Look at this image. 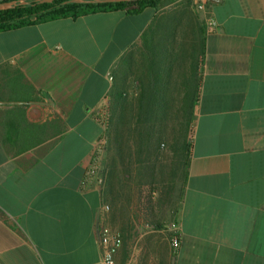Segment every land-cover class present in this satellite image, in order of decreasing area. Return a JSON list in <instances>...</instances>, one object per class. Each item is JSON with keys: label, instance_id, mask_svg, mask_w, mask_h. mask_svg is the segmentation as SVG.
I'll return each instance as SVG.
<instances>
[{"label": "crops", "instance_id": "crops-1", "mask_svg": "<svg viewBox=\"0 0 264 264\" xmlns=\"http://www.w3.org/2000/svg\"><path fill=\"white\" fill-rule=\"evenodd\" d=\"M176 1L0 31V264H102L109 195L85 179L116 80L197 100L173 221L141 231L125 193L115 264H264V0Z\"/></svg>", "mask_w": 264, "mask_h": 264}, {"label": "trees", "instance_id": "trees-1", "mask_svg": "<svg viewBox=\"0 0 264 264\" xmlns=\"http://www.w3.org/2000/svg\"><path fill=\"white\" fill-rule=\"evenodd\" d=\"M162 1L164 0H132L99 4L64 3V0H55L34 6H18L13 9L0 10V31L36 25L60 17L77 18L102 11L120 10L128 15H137L146 7H157ZM204 38L205 29L203 27V52ZM117 74L118 70H115V75ZM162 100L163 98L159 97L144 98L137 106L136 98L130 99L117 80L109 98V144L113 155L110 163L106 164L102 161V186L105 194L113 196L115 211L122 192L128 191L130 202L135 189L138 190L141 204L138 209H135L136 211H133L132 218L135 220L140 219V212L146 217L153 215L155 218L157 211L152 205L155 192L162 189L161 191L172 195L176 186L180 184L179 200L171 212L173 219L188 178L192 129L195 120L194 106L197 98L194 92H191V95L182 99L181 107L177 110L181 114L178 121L179 129L176 130L169 145L171 163L167 167L161 164L158 168L155 161H158L161 155L160 145L164 129L167 128L168 115L166 100L164 99L165 102ZM107 199L108 196L104 203ZM116 217L114 213L113 220H116ZM152 223L157 228H167L166 224L159 220L153 219ZM128 228H135V222H130ZM125 229L127 227L123 230Z\"/></svg>", "mask_w": 264, "mask_h": 264}, {"label": "rangeland", "instance_id": "rangeland-1", "mask_svg": "<svg viewBox=\"0 0 264 264\" xmlns=\"http://www.w3.org/2000/svg\"><path fill=\"white\" fill-rule=\"evenodd\" d=\"M175 2L176 0H164L163 3H167V2ZM174 7V6H173ZM203 22L205 23V20L203 18ZM128 97L130 99H132L134 97V89L131 90L130 92L127 93ZM165 98V97H162ZM144 99V98H143ZM143 99H141V101H143ZM166 100V99H165ZM165 100L163 99L162 101L165 102ZM140 102V100H139ZM140 104V103H139ZM167 104V111H168V115H167V128L164 129V134L162 135V143L160 145V158L158 161H155V163L157 164V167L160 168L161 164L164 165V167L169 166L171 163V159H170V150H169V145L171 143V139L173 138V136L176 134V130L179 129V120H180V116L181 114H179L177 112V110L181 107L182 104V99H178V98H169V100H166ZM109 104L107 106V109L104 111V113H102L101 115V122L105 128V132L108 136V145L107 148L104 152V159H106L107 162H111V156L113 155V150L111 148V145L109 144V138H110V130H109V115H110V110H109ZM127 126V124H126ZM128 134V133H127ZM131 143H133L131 141ZM103 159V158H102ZM102 164V162H101ZM100 164L99 166V173L102 174V165ZM122 170V167H121ZM122 177H124V174H122ZM102 176V175H101ZM162 190V189H161ZM161 190H157L154 194L153 197V203L152 205L154 206V208L157 211L156 217L154 218L153 215H151V217H146L144 216L141 212L139 213L140 216V221L145 222L148 226H143L141 228V231H146L147 229H152V228H157L156 226H154L153 219L155 220H159L160 222L165 223L166 225H168L169 223H171L173 221L172 219V210L174 209L175 205L178 203V195L181 191V185L178 184L173 192L172 195H168L165 192L161 191ZM162 192V193H161ZM128 193V192H125ZM125 193L122 192V194L119 197L118 200V207L116 208L115 211V207L113 204V196H109L107 199L106 204H109L110 208L109 210L105 213V216H108V220H106V223H108L107 225L109 227H111L112 229L115 230H121V222H122V218L125 212L123 210L120 209L121 207V202H125ZM146 193V192H145ZM140 195L138 193V190L135 189V194L132 198V201H128V204H131L132 207V211L130 213H132L131 216H133V211L135 209H138L139 205L141 204L139 201ZM141 201H144L143 199H140ZM125 204V203H124ZM136 211V210H135ZM116 213L117 217L116 220H113V214ZM128 211V214L126 215L127 217H129L130 214ZM124 216V218L126 217ZM172 232L169 230H162L160 232V235L163 237H168L169 239L172 236Z\"/></svg>", "mask_w": 264, "mask_h": 264}, {"label": "built area", "instance_id": "built-area-1", "mask_svg": "<svg viewBox=\"0 0 264 264\" xmlns=\"http://www.w3.org/2000/svg\"><path fill=\"white\" fill-rule=\"evenodd\" d=\"M183 0H177L176 2H181ZM198 9H203L206 7V4L203 2L198 3ZM208 27L213 28L217 25L216 20L212 16L207 17ZM104 127V126H103ZM108 145V136L105 132V128L101 136L95 142V148L93 153V160L88 169V175L85 179L90 180V178L98 177L99 182L102 184L103 178L99 173V166L101 164L102 156ZM109 204H103L102 213L109 210ZM99 236L100 244L102 248V264H115V254L119 250L122 244V235L119 230L112 229L107 224L101 223L99 227ZM172 244L174 247L179 246V239L177 236H174L172 239Z\"/></svg>", "mask_w": 264, "mask_h": 264}, {"label": "water", "instance_id": "water-1", "mask_svg": "<svg viewBox=\"0 0 264 264\" xmlns=\"http://www.w3.org/2000/svg\"><path fill=\"white\" fill-rule=\"evenodd\" d=\"M55 0H6L0 1V10L13 9L18 6L24 5H37L43 3H51ZM132 0H64V3L74 2V3H115V2H125ZM99 220V217H98ZM98 229H99V221H98Z\"/></svg>", "mask_w": 264, "mask_h": 264}]
</instances>
